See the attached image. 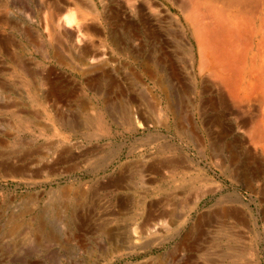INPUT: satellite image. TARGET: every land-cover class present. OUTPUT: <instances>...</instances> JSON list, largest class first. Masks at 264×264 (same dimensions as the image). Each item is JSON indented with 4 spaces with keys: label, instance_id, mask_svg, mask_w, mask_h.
I'll return each instance as SVG.
<instances>
[{
    "label": "rangeland",
    "instance_id": "obj_1",
    "mask_svg": "<svg viewBox=\"0 0 264 264\" xmlns=\"http://www.w3.org/2000/svg\"><path fill=\"white\" fill-rule=\"evenodd\" d=\"M183 2L0 0V264H264V93L200 68ZM198 2L251 8L259 65L263 2Z\"/></svg>",
    "mask_w": 264,
    "mask_h": 264
},
{
    "label": "bare ground",
    "instance_id": "obj_2",
    "mask_svg": "<svg viewBox=\"0 0 264 264\" xmlns=\"http://www.w3.org/2000/svg\"><path fill=\"white\" fill-rule=\"evenodd\" d=\"M238 1L242 4L257 1L264 4V0ZM179 5L193 24V36L200 53V68L210 69L212 77L216 78L219 83L221 82L231 98L237 101L247 100L252 94L253 88L255 90L257 86L264 93V30H258L257 50L256 54L252 56L259 59V65H251L248 69L243 67L245 51L250 47L251 37L257 33L253 30L248 18V15H251V8L249 10L242 7L237 12L226 15L218 11H211V9L205 10L200 6L198 0H186L185 3ZM71 21L72 17L67 16L65 23L68 24ZM253 63L254 61H252ZM243 71H245L244 74ZM243 77L248 78L244 80ZM256 81L258 85L255 83ZM242 86L244 88L240 92ZM250 122L245 121L243 125L245 123L246 126ZM248 130V133H245V135H249L248 142L264 149V119L258 123H251Z\"/></svg>",
    "mask_w": 264,
    "mask_h": 264
}]
</instances>
